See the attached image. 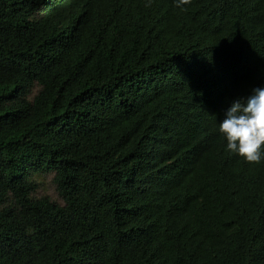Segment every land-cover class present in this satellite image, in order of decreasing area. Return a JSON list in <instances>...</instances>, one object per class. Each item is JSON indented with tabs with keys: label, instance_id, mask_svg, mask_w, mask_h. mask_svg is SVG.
Listing matches in <instances>:
<instances>
[{
	"label": "trees",
	"instance_id": "obj_1",
	"mask_svg": "<svg viewBox=\"0 0 264 264\" xmlns=\"http://www.w3.org/2000/svg\"><path fill=\"white\" fill-rule=\"evenodd\" d=\"M258 87L264 0H0V264H264Z\"/></svg>",
	"mask_w": 264,
	"mask_h": 264
},
{
	"label": "clouds",
	"instance_id": "obj_2",
	"mask_svg": "<svg viewBox=\"0 0 264 264\" xmlns=\"http://www.w3.org/2000/svg\"><path fill=\"white\" fill-rule=\"evenodd\" d=\"M177 6L191 0H176ZM227 149L250 164H258L264 153V87L254 88L247 98L235 99L219 123Z\"/></svg>",
	"mask_w": 264,
	"mask_h": 264
},
{
	"label": "rangeland",
	"instance_id": "obj_3",
	"mask_svg": "<svg viewBox=\"0 0 264 264\" xmlns=\"http://www.w3.org/2000/svg\"><path fill=\"white\" fill-rule=\"evenodd\" d=\"M54 173H48L45 175H39L38 178V188L36 190V196L47 195L51 200L55 201L58 204H62L63 201L58 195L55 184L52 181Z\"/></svg>",
	"mask_w": 264,
	"mask_h": 264
}]
</instances>
